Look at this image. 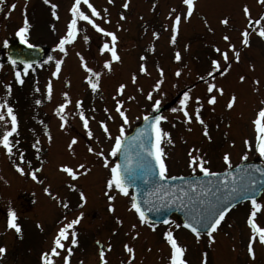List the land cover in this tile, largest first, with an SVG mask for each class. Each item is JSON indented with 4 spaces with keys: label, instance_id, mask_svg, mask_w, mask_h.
<instances>
[{
    "label": "rangeland",
    "instance_id": "obj_1",
    "mask_svg": "<svg viewBox=\"0 0 264 264\" xmlns=\"http://www.w3.org/2000/svg\"><path fill=\"white\" fill-rule=\"evenodd\" d=\"M88 2L97 9L100 17H91L84 0L79 9L100 27L116 35L118 61H111L108 51H99L104 43L111 45V39L97 33L84 21L78 22L77 36L65 45V53L54 51L55 44L66 33L74 0H50L49 5L43 0H5L0 5L1 57L3 41L9 43L18 39L15 31L25 20L28 21V42L41 46L53 57L52 61L47 58L34 64L28 74L22 76V85L15 84L14 67L0 61V102L6 99L18 120L17 132L10 137L13 154L9 156L0 146V246L6 249L0 256V264H42L40 257L50 253L59 228L81 213L79 222L67 230L68 238L61 239L65 247L57 249L59 255L50 256L53 264H64L63 257L68 255V248H71L69 264H99V250L104 251L106 264H168L170 246L163 236L166 231H171L178 245L185 248L183 258L187 264H201L205 258L206 264H264V245L259 243V233L253 241L254 258L247 254L252 236L247 224L250 202L230 209L213 233L211 244L207 233H201L197 240L175 216L169 217L168 224H140L130 209V196L106 188L109 170L103 166V159L94 155L102 151L109 164H114V157L108 156L113 141L100 128V122L106 125L112 137L118 134L123 121L115 111L117 102L127 116L128 124L123 125L127 132L142 116L153 113L151 105L159 100L158 108H164L161 116L166 118L161 121V128L169 133V137L161 141L168 175L193 173L188 167L190 152L206 159L208 164L205 166L212 171L225 169L224 153L229 155L232 165L240 162L245 152L247 159L257 157L261 160L255 152L257 133L253 121L264 107V39L256 34L258 29H264V21L260 25H250L248 20L255 21L264 14V3L258 0H194L193 13L184 20L187 7L182 0H128L127 8L123 7L125 0ZM12 4L15 8L9 11ZM51 4L57 5L58 18H53ZM245 6L249 9L247 18L243 13ZM176 15L181 16V21L172 43L171 23ZM105 18L108 23H104ZM223 19H227V24L220 23ZM245 30L249 39L247 47L241 43V32ZM153 32L157 33L156 38ZM224 36L229 39L224 40ZM229 44L233 49H229ZM216 48L228 54V65L214 50ZM233 51L239 53L238 62ZM177 52L181 56L179 61L174 59ZM142 56L144 60L140 59ZM56 59L62 60L61 69L56 77H52ZM81 59L87 67L100 72L99 78L85 72ZM213 59L218 61L221 70L226 66L229 70L223 75L213 72L209 77L207 73L212 70ZM106 60L110 61V71L103 68ZM141 63L145 65V73L139 71ZM15 70L22 71L23 67ZM241 76L243 81L239 79ZM86 77L98 82L95 93L88 86ZM157 81H161L159 88H155ZM253 81L258 83L253 84ZM49 83L50 98L46 89ZM208 83L222 89V94L215 90L208 93ZM121 84L125 87L117 95L116 89ZM6 86H10V92ZM150 92L151 100L147 99ZM185 92L189 93V99L183 107L191 117L187 123L183 112L172 111L182 107L180 99ZM64 93L69 102L62 113L66 120L61 129L54 109L64 103ZM210 95L215 96V103L211 105L207 103ZM232 96L235 100L229 109L226 104ZM197 97L200 98L198 104ZM36 99L41 100L40 105L34 103ZM77 100L81 101L80 111L88 120L87 131L76 109ZM197 107L203 124L195 120L194 109ZM109 116L112 118L108 119ZM261 126H264V118H261ZM7 127L10 129V122ZM45 127L50 140L44 134ZM204 127H207L210 140L202 134ZM2 130L3 125H0ZM73 137L77 142L69 150L68 144ZM168 139L172 143H167ZM245 139L250 142L247 149ZM37 140L39 151L32 146ZM89 147L93 153L88 152ZM44 149L47 152H43ZM21 152L23 161L19 158ZM80 164L89 169L86 174L78 169ZM14 165L20 166L25 174L18 173ZM61 166L79 172L78 178L72 180L60 170ZM36 169L40 171L36 172ZM29 172H34L36 181L27 175ZM45 188L49 194H45ZM81 192L86 200L82 207H77L81 204ZM106 192L113 196L112 201H108ZM258 202L261 209L254 222L264 228V193ZM109 203L113 206L111 213ZM9 210L14 212V222L21 229L19 234L7 227ZM72 231L77 234L75 245L71 243ZM124 244H128L133 253L125 252ZM129 257L133 258L130 260Z\"/></svg>",
    "mask_w": 264,
    "mask_h": 264
},
{
    "label": "snow or ice",
    "instance_id": "obj_2",
    "mask_svg": "<svg viewBox=\"0 0 264 264\" xmlns=\"http://www.w3.org/2000/svg\"><path fill=\"white\" fill-rule=\"evenodd\" d=\"M44 4L49 5L50 0H43ZM113 0H108V3H112ZM258 2L264 3V0H258ZM5 0H0V5H3ZM84 3L87 5V8L91 11V17H100V13L97 11L95 7L88 0H84ZM182 3L186 5L187 11L183 15V19L187 20L194 10V0H182ZM81 4V0H74L70 8L71 19L67 23L66 33L61 36L59 41L54 46V51L59 50L60 53H65V45L71 43L77 36L78 32V22L84 21L88 25L91 26L97 33L102 34L104 37H108L111 39V45L109 43H104L102 47L99 49L101 53L108 51L111 55V61H118L120 58L117 55L115 50V42L117 40L116 35L113 32L107 31L104 28L100 27L97 23L94 22L92 18L85 14L84 11L79 9V5ZM52 16L53 18H58L55 12L57 5L51 4ZM128 0H125L123 7L127 8ZM15 8V4L10 5L9 11ZM107 10H105L106 12ZM244 16L249 17V9L247 6L243 9ZM121 19H124V16L121 15ZM181 21V16L176 15L173 22L171 23V42L174 43L176 39V35L178 32V24ZM261 21H264V14H261L260 18L253 21L251 19L248 20V24L260 25ZM109 21L105 18L104 23H108ZM221 24H227V19H223L220 21ZM28 32V21L25 20L23 26H20L15 31V37L19 39V43L24 45L28 49H32L34 46L28 42L27 39ZM256 34L264 39V29H258ZM157 33L153 32V37L156 38ZM241 43L247 47L249 45L248 32L247 30L241 32ZM85 41L88 40V37H84ZM224 40H228L227 36L223 37ZM3 47L5 49L8 48V41H3ZM229 49H233V45H228ZM216 52H219L221 56H223L225 64H229L228 54L226 52H220L218 48L214 49ZM17 58L21 56L19 52L14 54ZM79 55V53H77ZM233 56L238 62L239 53L233 51ZM144 60L142 56L140 58ZM174 59L179 61L181 59L180 54L177 52L174 56ZM53 57L50 55L48 57V61H52ZM46 61V62H48ZM20 63L23 64V70L18 71L15 70V65L18 63V59H14L12 56L9 57V63L14 66L13 72L15 77V84L22 85L23 84V75H27L29 69L33 67V62H28L27 60L20 59ZM62 60H55V70L52 71V77H56L61 69ZM81 67L84 68L85 72L89 73L92 77L99 78L100 72L93 71L92 68L87 67L85 61L81 59ZM104 69H108L110 71V61H105L103 64ZM211 71L207 73L209 77L213 75V72H218L220 75L225 74L229 68L228 66L224 67L223 70L220 69V64L217 60H211ZM139 71L141 73H145L146 68L143 63L139 66ZM161 75H163L161 70ZM176 75L179 76L180 72L177 71ZM241 81L244 80V77L241 76L239 78ZM86 81L88 86L91 88L92 92H96L98 88V82L93 81L92 79H88L86 77ZM133 82H135V76H133ZM161 81H157L155 84V88H159ZM258 83V81H253V84ZM125 85L121 84L116 89L117 95H119L124 89ZM47 89V97L50 98L51 95V84L49 83L46 86ZM6 90L10 92V86H6ZM38 91V89H36ZM220 92L222 94V89L216 87L212 83L207 84V92L213 93V91ZM64 103L59 104L55 109V115L60 119L59 127L64 129L66 117L62 113L67 105L68 96L67 93L63 94ZM152 94L151 92L148 94L147 99L151 100ZM189 99V93L185 92L183 98L180 99V105L182 106L180 109L173 108L172 111H181L183 112L185 122H189L191 117L189 116L188 111L185 109L186 101ZM199 97L196 98L197 104L199 103ZM235 100V96H232L226 104L227 108H231L233 106ZM36 105L41 104L40 99H36L34 101ZM207 103L209 105L215 103V96H208ZM160 104L159 100H156L155 103L151 105L152 110L155 112L158 110V105ZM76 109L79 113V118L83 123L85 130L88 129V120L85 118L81 109V101H76ZM107 111V110H105ZM115 111L118 113L120 118L123 121V124L118 129V134L112 137L106 125L103 122H100V128L104 130L105 135L108 136L110 140L113 142L110 146V151L108 152V156L116 157L121 155L123 157L122 164H109L107 158L104 157L102 151L95 152L94 155L97 157H101L103 159V166L109 170V176L106 179V188L109 190L114 189L119 195L129 197L130 196V209L134 211L136 216L139 219L140 224H144L146 220V212H151L153 210H158L155 208L153 201L149 200L147 197L144 198L143 204L144 208L141 207L140 203H138L136 191L140 189L136 187V181L141 180L144 184H151L155 186V191L150 195L158 196L160 193H163L162 202L165 206L175 205L177 209H181L185 212L186 219L183 223V228L189 230L197 240L200 239L201 233H207L208 242L211 244L214 241L213 233L218 229V226L221 225V222L224 220L226 214L233 207L232 201L234 200H242L249 201L251 205V211L247 216V224L251 229L252 236L249 237L248 246H247V254L249 258H254V250H253V241L256 238V234L259 233V243L264 245V228L258 227L254 222V217L257 212L261 209V204L257 200V192L261 189L258 188V185H264V169L258 168L255 164H250L246 167L241 168L239 164L235 166V172L231 171L233 165L231 163L230 157L227 153H224L222 156L223 164L225 165L224 175L221 177L220 173L216 171L210 170L207 166L208 161L201 156L193 155L191 152L188 154V167L195 174L198 170V173L202 175L204 178H209L206 180L197 178L195 175L191 177H183V176H169L167 174V167L164 161V150L161 146V141L164 138L169 137V133L166 131H162L161 121L166 119L161 115H145L143 116L144 127L137 129L134 136L129 138V143H125L126 137V129L123 125L128 124L127 116L125 112L121 110L120 102H117L115 105ZM6 112V116H5ZM195 120L199 124H203V120L200 116V108L197 107L194 109ZM112 117L109 116L108 119ZM261 118H264V107H262L256 119L253 121L254 125H256V145L255 152L258 153L260 159L264 161V126H261ZM10 122V129L7 125ZM0 125H3V130L0 131V146L7 152L9 156L13 154V141L10 140V137L13 136L14 133L17 132L18 128V120L14 113V109L9 106L8 101L5 99L3 102H0ZM44 134L48 136L50 140L51 137L45 127ZM89 137H91V132L87 133ZM202 134L207 137L209 140L211 137L209 136L207 127L203 128ZM147 140V143L145 141ZM76 138L73 137L72 140L68 144L69 150L72 149L73 145L76 144ZM167 143H172L170 139L167 140ZM39 141L37 140L32 146L39 151L37 147ZM245 148L250 147V142L245 139L244 140ZM136 147L138 151L136 152V163L133 165L132 158L129 156V149ZM89 153H93V149L91 147L88 148ZM198 152V150H197ZM19 158L21 161L24 160V154L19 153ZM247 159V152L244 153L240 157L241 161H245ZM153 165L155 168V174L153 171ZM15 170L24 175V170L18 166L14 165ZM78 169H81L86 174L89 169L85 167L84 164H80L77 166ZM61 171L66 173L72 180H76L78 178L79 172H74L72 168L68 166H61ZM36 172L40 171V169H36ZM257 174L262 179H257ZM27 175H30L31 178L36 181L37 176L34 172H29ZM218 181L213 178H218ZM181 181L183 186H178L176 184L171 185V190H169V186L167 185V181ZM164 182V183H161ZM216 184L215 190H213L212 185ZM75 186L73 185L72 188ZM130 187H132V191L130 193ZM45 194H49V190L47 188L44 189ZM108 201L113 200V196L106 192ZM166 198V199H164ZM86 197L83 192L80 193V201L81 204L77 207H82L85 202ZM198 205V207L196 206ZM63 206L65 208L68 207L67 203H64ZM108 211L111 213L113 211V206L111 203L108 205ZM82 218V213L78 215L75 219H73L67 225L60 227L57 233V236L54 238L53 247L50 250V253H44L41 255L40 259L42 264H53L50 256H57L59 253L57 249H62L65 247L64 244L61 243V239L68 238V229H72L74 225H76L79 220ZM15 216L14 212L9 210L7 213V227L10 229H14L17 234L20 233L21 229L17 223L14 222ZM117 224H120L121 221L117 219ZM165 224L169 223V220H164ZM150 227L152 225H149ZM180 227V225H177ZM132 228L135 229L136 225L133 224ZM76 232H71V243L75 245L77 243ZM164 239L167 244L170 246V256L168 258V264H187L186 260L183 258L185 253V248L178 245L177 240L174 238L173 233L171 231H166L163 234ZM135 239V236L133 237ZM99 244V242H97ZM111 245H109V249ZM6 249L0 246V256H3ZM124 251L127 253H133V249L129 247L128 244H124ZM71 255V248H68V255L63 257L64 264H69V256ZM100 261L99 264H106L105 261V253L103 250L99 252ZM133 257H129L131 260ZM201 264H206V258L201 261Z\"/></svg>",
    "mask_w": 264,
    "mask_h": 264
},
{
    "label": "water",
    "instance_id": "obj_3",
    "mask_svg": "<svg viewBox=\"0 0 264 264\" xmlns=\"http://www.w3.org/2000/svg\"><path fill=\"white\" fill-rule=\"evenodd\" d=\"M19 52L21 54V56L19 58H17L14 54ZM6 56L9 57L12 56L14 59H18V62L20 59H24L27 60L28 62H33L35 60H37L40 56H41V50L38 48H32V49H28L27 47L21 45V44H9L8 48L5 51ZM159 112V111H158ZM158 112H156V114L152 115H158ZM144 127V121L135 128V130L133 131L132 134H130L128 137L125 138V143H129V138L134 136L137 129L139 128H143ZM145 143H147V140L145 141ZM138 151V148L133 147L131 149H129V156L132 158L133 161V165H135L136 163V152ZM123 161V157L121 155L118 154V162L117 164H122ZM250 164H255L258 168L264 169V166L260 163H253V162H249V163H245V164H239L241 166V168L246 167ZM153 171L155 174V168L153 165ZM231 171L235 172V167L231 169ZM224 175V173H221L220 176L222 177ZM197 178L206 180L209 178H204L201 176H196ZM215 180L218 181V178H213ZM257 179H262L259 174H257ZM164 183V182H161ZM176 184L178 186H183L181 181H172L169 180L167 181V185L169 186V190H171V185ZM136 187H138L140 190L136 191V196H137V200L138 203H140L141 207L144 208V204H143V200L145 197H147L149 200L153 201V204L155 205V208H157L158 210H153L151 212H146V218H148L149 220L152 221H161L163 219L166 218V216L168 214H170L171 212H175L177 213L183 223L186 219V215L185 212L181 209H177L175 207V205H171V206H165V204L162 202V197H163V193H160L158 196H154V195H150L151 193H153L155 191V186L151 185V184H144L141 180H137L136 181ZM213 190H215L216 184L214 183L212 185ZM258 188H260L261 190L257 192V196L259 195V193L262 191V189L264 188V185H258ZM166 199V198H164ZM239 200H234L232 201V203L234 204L235 202H237ZM198 207V205H196Z\"/></svg>",
    "mask_w": 264,
    "mask_h": 264
}]
</instances>
